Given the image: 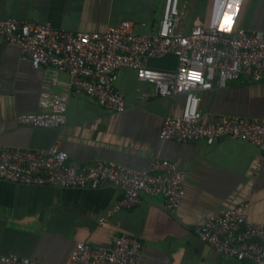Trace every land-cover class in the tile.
<instances>
[{"label": "crops", "instance_id": "crops-1", "mask_svg": "<svg viewBox=\"0 0 264 264\" xmlns=\"http://www.w3.org/2000/svg\"><path fill=\"white\" fill-rule=\"evenodd\" d=\"M164 0H0V19L49 23L76 32H104L123 22L138 34L153 32L161 19ZM185 18L181 31L227 24L234 29L264 32V0H181ZM177 59L148 61L156 71L175 72ZM0 151L4 148L47 151L57 146L79 168L112 163L145 172L154 160L176 164L185 175V199L170 215L159 196L120 210L101 226L122 192L112 187L75 190L58 186L32 187L0 182V259L17 255L32 261L63 264L76 244L111 248L122 234L136 238L140 264H250L217 254L197 237L211 214L248 204V219L264 225V162L256 146L240 140L205 142L161 140L168 115H180L183 98H154L152 87L138 82L130 68L117 72L116 90L126 110L102 108L91 97L72 92L67 121L58 129L20 126V114L38 113L43 91L67 94L68 76L61 72L51 87L44 70L23 60L17 46L0 42ZM204 122L226 117L264 120V80L249 78L214 88L201 95ZM263 162V163H262ZM0 264L1 261H0Z\"/></svg>", "mask_w": 264, "mask_h": 264}, {"label": "built area", "instance_id": "built-area-1", "mask_svg": "<svg viewBox=\"0 0 264 264\" xmlns=\"http://www.w3.org/2000/svg\"><path fill=\"white\" fill-rule=\"evenodd\" d=\"M185 18L181 0H164L160 22L149 34H138L134 24L123 22L104 32H66L49 23L0 19V42L17 46L23 60L33 69L44 70L51 87L57 75L68 76L67 94L43 91L39 112L20 114V126L58 129L67 121L72 92L83 93L104 109L121 114L126 105L116 90L117 72L135 71L138 82L152 87L154 98L182 97L180 115L164 118L161 140L205 142L212 146L223 140L253 144L264 162V120L226 117L204 122L199 110L201 95L214 88L247 77L253 83L264 80V32L234 29L232 23L180 29ZM177 59L175 72L148 67L151 59ZM1 87V81H0ZM262 162V163H263ZM0 182L15 185L58 186L75 190L112 187L122 192L112 210L99 219L105 225L114 213L138 206L144 196H159L170 215H176L185 196V175L165 160H154L147 171L137 172L112 163L79 168L57 146L47 151L4 148L0 151ZM248 204L215 212L197 230V237L217 254L237 262L264 264V225L251 222ZM142 246L128 234L118 235L111 248L76 244L63 264H140ZM2 264H48L8 255Z\"/></svg>", "mask_w": 264, "mask_h": 264}, {"label": "clouds", "instance_id": "clouds-1", "mask_svg": "<svg viewBox=\"0 0 264 264\" xmlns=\"http://www.w3.org/2000/svg\"><path fill=\"white\" fill-rule=\"evenodd\" d=\"M228 21V15L225 16V21L221 22V27H225V23Z\"/></svg>", "mask_w": 264, "mask_h": 264}, {"label": "rangeland", "instance_id": "rangeland-1", "mask_svg": "<svg viewBox=\"0 0 264 264\" xmlns=\"http://www.w3.org/2000/svg\"><path fill=\"white\" fill-rule=\"evenodd\" d=\"M139 33V30H136Z\"/></svg>", "mask_w": 264, "mask_h": 264}]
</instances>
